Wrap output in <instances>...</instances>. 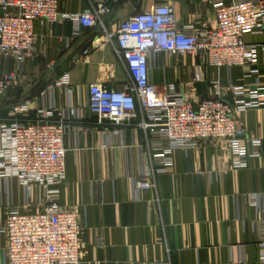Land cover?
<instances>
[{"label":"crops","instance_id":"obj_1","mask_svg":"<svg viewBox=\"0 0 264 264\" xmlns=\"http://www.w3.org/2000/svg\"><path fill=\"white\" fill-rule=\"evenodd\" d=\"M118 1L103 19L105 29L98 25L77 33L71 21L34 22L38 57L24 65L17 83L0 97V122L13 105L28 100L32 104L24 120L34 119L38 108L64 111L70 103L75 112L81 110V119H73L65 137L67 177L58 186L61 205L79 214V264H264L258 247L264 215V158L250 157L246 168L234 170L227 142L203 141L173 154V169L151 177L156 189L139 191L136 181L152 170L150 155L144 152L146 135L138 127L141 113L131 125L115 126L88 109L90 85L124 90L130 83L108 39L121 23L153 6L170 5L178 28L213 25V0ZM58 5L61 12L77 14L90 7V0H58ZM244 41L264 45V33L247 34ZM200 64L204 81L192 86L190 75ZM14 68L13 60L0 58V75ZM251 68L217 69L194 55L158 52L150 58L149 80L176 83L196 103L211 96L210 82L219 78L230 100L229 85L241 83L244 76L264 82V51L257 63L259 74L250 76ZM65 73L74 88L70 101L64 89L47 90ZM240 118L247 138L262 139L259 148L249 150L264 153V110H250ZM254 194L261 195L259 207L246 199ZM24 201L25 190L17 178L0 179V226L7 205ZM98 239L103 240L102 246ZM5 246L6 237L0 234V249Z\"/></svg>","mask_w":264,"mask_h":264},{"label":"built area","instance_id":"obj_2","mask_svg":"<svg viewBox=\"0 0 264 264\" xmlns=\"http://www.w3.org/2000/svg\"><path fill=\"white\" fill-rule=\"evenodd\" d=\"M117 1L90 0L88 9L73 14L61 12L58 0H0V58L11 59L15 65L13 71L0 75V97L17 83L24 65L38 57L36 20L49 25L71 21L77 33L98 25L105 29L103 19L110 12L109 5ZM212 7L213 25L192 23L178 28L173 6L157 5L128 18L116 34L108 35L130 83L124 90L90 85L88 109L100 121L115 126L131 125L141 113L138 127L146 135L144 152L150 155L152 170L136 181L139 191L156 189L151 177L173 169V154L203 141L227 142L234 170L246 168L250 157L264 158V153L249 150L250 146L259 148L262 139L247 138L240 118L250 110H264L263 81H250L246 75L241 83H231L228 100L218 78L210 82L211 96L194 103L176 83L149 80L150 58L158 52L194 55L217 69L251 65L249 75L259 74L257 63L264 45L246 43L244 36L264 33V0H213ZM204 76L202 64L196 65L190 84L203 82ZM53 89H64L70 101L74 93L71 76L58 77L47 87ZM31 104L28 100L13 105L7 119L0 122V179L17 178L25 190L23 204L6 207L0 226L6 246L0 249V264H79V214L61 205L58 186L67 177L65 137L73 119H81V110L75 112L70 103L64 111L38 108L34 119L24 120ZM260 197L254 194L246 199L259 207ZM259 235L264 262V215ZM97 243L102 246L103 240Z\"/></svg>","mask_w":264,"mask_h":264},{"label":"water","instance_id":"obj_3","mask_svg":"<svg viewBox=\"0 0 264 264\" xmlns=\"http://www.w3.org/2000/svg\"><path fill=\"white\" fill-rule=\"evenodd\" d=\"M118 2H121V0H119ZM110 8L112 7V4H110L109 6ZM60 63H57L53 68H52V73L55 72L57 70V68L59 67ZM51 75V74H50Z\"/></svg>","mask_w":264,"mask_h":264}]
</instances>
